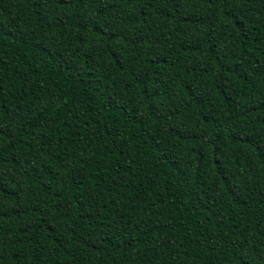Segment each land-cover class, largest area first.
Returning <instances> with one entry per match:
<instances>
[{"label":"trees","instance_id":"16d2710c","mask_svg":"<svg viewBox=\"0 0 264 264\" xmlns=\"http://www.w3.org/2000/svg\"><path fill=\"white\" fill-rule=\"evenodd\" d=\"M0 264H264V0H0Z\"/></svg>","mask_w":264,"mask_h":264}]
</instances>
